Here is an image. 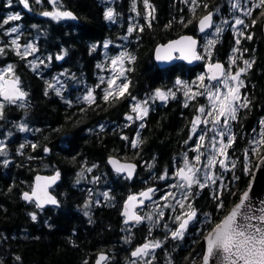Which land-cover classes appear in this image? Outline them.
<instances>
[{
  "label": "trees",
  "instance_id": "trees-1",
  "mask_svg": "<svg viewBox=\"0 0 264 264\" xmlns=\"http://www.w3.org/2000/svg\"><path fill=\"white\" fill-rule=\"evenodd\" d=\"M130 1L133 0H116L117 19L107 20L98 0H62L64 8L78 19L77 22L69 21L67 26L54 25L51 19L40 17L49 9L48 0H41L39 4L28 0L31 10H25L20 0H12L11 4L9 0H0V34L16 22L3 23L9 10H21L22 36L32 31L37 35V50L47 58L51 56L55 65H64L73 72L71 81L59 92L53 78L51 83L44 80L36 72V66L30 67L25 57L12 53V48L6 47L8 50L0 54V64L13 61L16 75L28 91L26 99L18 102L0 99V139L3 140V154H0V264H92L101 251L109 253L107 264H127L131 250L153 238L161 240L162 244L156 249L152 264H198L206 233L238 201L257 159L264 154V148H260L245 174L244 151L250 150V134L256 128L264 133L260 124L264 119L261 30L264 8H260L255 15L247 17L250 26L245 34L237 38L229 29L223 31L211 53L212 61L227 62L233 48H244V55L255 60L251 74L256 89L252 103L240 108L233 121L235 142L230 152L236 158V166L228 183L220 190L205 187L189 196L196 211L207 213L210 218L204 224L190 226L189 233L182 239L164 235L162 229L168 224L166 221H170L166 215L158 219L159 223L153 228L145 221L131 226L123 222L120 211L126 197L151 187L161 188L174 172L175 165L180 164V155L191 134V121L196 117L197 109L205 104L201 95L186 100L178 92L175 98L152 102L143 120L128 121L125 118L132 112L136 100L150 98L157 89H170L178 79L193 78L205 63L202 60L190 67L184 62H176L159 68L153 50L156 45L180 34H196L198 17L212 6H224L227 2L202 0L203 3L191 11L185 0H149L152 8L149 17L144 15L142 0H135L139 15H136V24L126 41L125 14L129 12ZM56 41L67 45L62 64L56 60L59 52ZM103 42H108L107 49H113L121 42L127 53L135 57L131 62L127 58L125 61V69H131L125 72L127 93L110 102L103 99L106 81L101 82L100 67H97L102 59L101 50L105 48ZM237 64H241L240 58L233 66L239 68ZM86 90H92L93 103L83 99ZM21 127L25 130L21 131ZM136 139L141 142L133 147L131 141ZM110 155L136 162V176L127 179L113 172L106 162ZM88 168L92 171L88 172ZM57 170L61 178L52 189L59 200L57 207L41 210L34 202L22 200V193L31 189L36 173ZM81 172L83 175H78ZM165 173V179H160ZM99 191L108 193V198L96 200ZM219 193H222L220 199L224 203L221 209L217 208L219 201L214 198ZM31 214H35V220Z\"/></svg>",
  "mask_w": 264,
  "mask_h": 264
},
{
  "label": "snow or ice",
  "instance_id": "snow-or-ice-1",
  "mask_svg": "<svg viewBox=\"0 0 264 264\" xmlns=\"http://www.w3.org/2000/svg\"><path fill=\"white\" fill-rule=\"evenodd\" d=\"M12 0H9V4H11ZM37 4L41 3V0H35ZM50 3H53L54 5L57 3V0H49ZM185 2H188V0H185ZM192 5L198 6L197 0H190ZM20 3L23 4L24 8L30 9V5L28 0H20ZM145 8H151V5L149 4V0H144ZM207 7V5H205ZM233 8H236V4H232ZM254 7L257 8H264V0H259L258 4H255ZM195 11V8L192 9ZM154 11V10H153ZM246 15L251 14V9H248V11L245 13ZM41 15L46 17H51L53 19L59 20L63 18H71L75 19L76 17L73 16V14L70 11H43ZM149 17L152 16V12L148 13ZM261 15L264 16V11L261 12ZM105 19L112 20L113 19V11L112 9H108L104 13ZM20 19L19 14L15 15H9L6 20H4L3 23L7 24L10 21H16ZM213 23L212 20V14L208 13L207 15L203 16L199 21L200 31H205L206 28H209ZM226 23V21H225ZM253 23L255 24L256 21L253 20ZM236 25L244 24V21L237 18L235 20ZM151 27V24L148 25ZM143 31V29H140ZM133 31L132 27H129L128 32L131 33ZM223 31L222 28L219 26L216 27V32L220 33ZM11 33L17 32L16 27H12L10 29ZM8 34V33H5ZM248 39H251L249 36ZM12 45L16 46L17 49L19 48V45L17 44V41L13 39L11 41ZM215 41L209 40L208 41V47L210 48ZM237 44L240 43L239 40L236 41ZM196 41L192 39V37L184 36L181 37L180 40L174 41L170 43L169 45L164 46L166 49V57L165 58H171L170 53L171 51H180L181 58L189 59V62H191L192 59H200L201 57L196 54L195 51ZM95 47V46H93ZM104 47H108V42H105ZM29 50L31 52H35L36 49L33 45L28 44L25 46V52L29 53ZM234 52L238 51V49H233ZM3 52V49L0 48V53ZM158 56L157 58L160 59L159 56L160 49L157 50ZM19 55V51L17 52ZM211 54L210 52L208 53ZM62 56H57L56 59H62ZM127 58L129 62L133 61L135 57L124 53L122 55L116 56L115 58L111 59V64L113 65L114 75L107 80L108 87L105 89L104 97L103 99L105 102H110L113 99H119L121 97H124L128 90V83L125 81H122L121 83H117V80L120 79V77H123L125 75L126 71H130L131 69H124L123 67H120L119 71L116 72L115 69L118 65H122L124 59ZM230 60H232V63H235V60L230 57ZM40 63H43L41 61ZM244 64L247 68H251L252 63L248 60H244ZM97 67H102V65H97ZM245 68L238 69L235 74H231L230 72H225L223 66L219 63H216L214 65H209V71L212 72V75L208 77L209 80H218V73L223 75L224 79L220 82L227 87V92L222 93L220 89L217 87L215 92L205 88V92L207 93V97L211 104V110L207 112V116L211 117V124L213 126L218 125L221 123V117H223V125L225 126V131H216L215 127L211 129H207V131H216V135L224 137L227 135L229 129L227 126L229 125V121L236 120L237 119V112L240 108H246L248 107L249 101L247 97H242L240 95V87L243 86V81L240 80V76L243 72H245ZM3 72H11L12 66L9 65L7 69L2 70ZM198 79L201 81V86H203V81L205 79L204 76L198 77ZM234 81L236 82L234 86H230L228 84V81ZM0 81H3V83H0V96H2L5 100L14 103L16 100H22L26 97L27 93L20 90L17 85L19 83L18 78L12 79V80H3V76L0 75ZM101 82H104V79L101 78ZM177 84H182L183 82L177 80ZM186 89L184 95L186 97V100H192L197 95H204L205 92H192L191 89L187 84L183 85ZM51 87V85H49ZM47 94V93H46ZM59 94V93H58ZM175 98V93L169 90L168 92L161 91L160 89H157L154 94V98H158L161 101H167L169 97ZM83 99L89 103H93L95 101V97L93 96L92 90H89L87 95L83 97ZM133 100H136V97H132ZM148 101L145 100L143 102L137 101L132 106V111L136 113L135 119L142 120L145 116L148 114V107H147ZM188 104L185 103V107H187ZM2 107V105H0ZM197 111L201 114L205 113V108L200 107L197 109ZM127 120H133V116L126 115L125 117ZM209 123L208 119L201 120L200 116H196L192 121V129L191 131L193 133L196 132L198 125L205 124L207 125ZM260 124L262 127H264V119L260 121ZM140 127L143 128L144 124L141 123ZM25 129L21 127V131H24ZM255 131V130H254ZM206 134V133H205ZM139 135V134H137ZM123 139H128L127 137H122ZM192 137L190 136L189 139ZM205 140V135H200L195 151L199 152L200 148L204 147L203 141ZM141 141L139 139L132 140V146L136 147ZM235 142V137L232 135H227V143H224L222 140L217 141L213 143V151L218 153L221 156H224L227 158L228 153L227 149L232 147L233 143ZM2 143V142H0ZM187 143V142H186ZM216 143H219V147H216ZM250 143L253 145L251 148V152L255 154L260 148H264V133H261V139L260 140H252ZM23 147V145H21ZM35 147V145H33ZM47 151V149H45ZM0 154H3V149L0 148ZM203 155V153H200L195 157V160L197 163L200 161V156ZM245 156V164H244V170L245 174H248L249 168H248V156H249V150L245 149L244 151ZM110 163L113 164L115 167V170L119 173L121 171H128V178H131L132 176V170H134L135 165H124V164H118L115 160H110ZM4 164L7 165L8 161L5 160ZM219 164L220 167H225V160L220 159L217 160L215 155H210L208 157L207 163L204 165V168L211 169L214 165ZM236 166L235 161L232 163V167L234 168ZM95 167V165H93ZM151 167V165H149ZM88 172H91L92 169L88 168L86 169ZM200 172V169L196 168L194 165H191L188 161L187 156H185L184 165L183 167H180L176 173L175 176L179 178V181H183V183H177L176 185H172L171 187H178L181 189H184L187 187L189 190L192 188V186L198 185L199 188L203 189L208 186L207 182L211 181L213 184L216 183V178L210 173L206 172L204 175V181L201 182L198 178V173ZM78 175H83V172L79 173ZM59 173H57V176L48 178L51 182H55V180L58 178ZM166 173L164 176H161L160 179H165ZM41 178L37 177V181H39ZM98 179V178H96ZM236 179H239V177H236ZM79 182V181H77ZM221 187H224L223 184H221ZM39 188V185L37 186ZM41 191H44L41 189ZM156 190L153 188H148L146 191H143L139 193V199L138 203L143 204L145 200H151L152 194ZM251 191V185H249L248 189L245 190L242 195L240 196L239 202L234 205V207L227 212L226 215L223 216V218L218 222L215 223L212 230L208 233V235L205 237L206 242V252L205 255L202 258V264H209L210 258L215 257L219 264H264V207L259 208L258 210L254 211L253 207L251 205V200L249 193ZM105 198L107 199L109 194L104 193L103 194ZM174 193L168 192L164 196L161 197V199L167 200L169 197L174 196ZM191 195L190 191L183 193V197L181 200L177 201V204L180 206L181 209L185 208L184 200H188L189 196ZM222 196V193L217 194L214 198L217 199L219 202L217 204V208L221 209L224 208V203L220 199ZM33 197L37 198V207H42V203L40 202V197L38 196L37 189H33L32 193L29 194L25 192L23 194V199L26 201H31ZM45 201L44 202H50V203H57L54 198L51 196H48L46 191L44 192ZM132 202H137V196L131 195L128 197V202L125 204V208L128 209L130 204ZM264 204V202H261ZM165 207L169 205H164ZM87 207V205H85ZM187 212H182L181 215H177L175 217V221L179 222L178 227L171 231V238L172 239H182L185 233V230L188 228V225L190 222H192L196 216L197 212L193 208L191 203L187 204ZM258 212V214H257ZM125 215H128L127 211L124 213ZM32 219L35 220L36 216L35 214H31ZM87 215V212L85 213ZM160 217H163L164 213L161 211L158 213ZM207 215V214H205ZM132 220H135V222L140 223L144 219H147L149 221L152 220L151 214H146L145 216H139V215H132L129 217ZM128 222L127 220L125 221ZM155 223H159V221H155ZM167 227V225H165ZM160 247L159 241H150L148 243H145L139 247H137L132 253V257H143L147 256L149 254L150 249L154 250L155 248ZM106 260V257L104 255H101L99 259L96 261V264H101L102 261ZM87 264V262H85ZM132 264H136V261H132ZM145 264H152V262L146 261Z\"/></svg>",
  "mask_w": 264,
  "mask_h": 264
},
{
  "label": "rangeland",
  "instance_id": "rangeland-1",
  "mask_svg": "<svg viewBox=\"0 0 264 264\" xmlns=\"http://www.w3.org/2000/svg\"><path fill=\"white\" fill-rule=\"evenodd\" d=\"M104 1L106 2L105 7H104V12L107 11L108 9H112L113 18L115 17L117 19V15L115 14V11L117 9L114 5L115 0H104ZM226 1L227 2H226L225 6L216 5L215 8H213V11H209L213 15L214 24L207 32H205L204 34L201 35V47L199 49L202 60L205 62H212L211 54L209 55L208 53L209 52L212 53L213 46L215 44L214 43L209 48L208 47V41L213 40L216 42V40L219 38L221 33L227 29H229L231 31V33L234 34L237 38H240L243 34H245L246 27L250 26V24H248L247 19H246V16H248V15H246L245 13L248 11V9L252 10L253 6L256 3H259V0H226ZM130 2H128L129 4L127 7V10L129 12H128V14H126L127 15V17H126L127 30H126V33L124 34V40H126V41L129 40V37H130V33L128 32V29H129V27L133 28L135 26L136 15H139L138 2L135 0L130 1ZM142 3H143V9L145 11L144 15H148L149 12H152V8H145L144 0H142ZM187 3L189 6V9L191 11H193L192 9L193 8L197 9L199 4L203 3V1L197 0L198 6L192 5L190 0H188ZM51 4H53V3H50L48 0L49 9H47V10L52 11V9L50 8ZM232 4H236L237 7L233 8ZM214 13L216 15H214ZM8 14L9 15H15V14L21 15V10L11 9V10H9ZM237 18L243 20L244 24L236 25L235 20ZM225 21H226V23H225ZM217 26L222 28L223 31H221L220 33H217L216 32ZM12 27H16L17 32L11 33L10 29ZM20 27L21 26L15 25V24H12V26L10 25L9 31H8L10 34L9 38L11 39V41L13 39H15L17 41V44L19 45L18 50L20 52H24L25 54H29V53L25 52V46L21 47L19 44V37L21 36L20 30H19ZM0 43H1V41H0ZM29 44H31V43H29ZM102 44L104 46L105 42H103ZM114 46L115 47L113 49L104 48L101 50L102 59L100 61V65H102V67H100L99 75H100V78H103L104 81H106L105 89H107V87H108L107 80L114 75V70H113V65L111 64V59L115 58L116 56L127 53L126 49L124 47H122L121 42H118ZM16 49H17V47H16ZM233 49H238V51L234 52ZM233 49L230 51V54H229V57L227 60L228 61L227 62L228 68H227L226 72H230L231 74L234 75L238 69L244 68L246 66L244 64V60L251 61V56L248 57V56L244 55V52H245L244 48L241 49L240 47H236ZM37 51L38 50H36L35 52H31L29 50L30 55H32V57H31L32 60L36 61V62L39 59ZM230 57L232 59H234L235 62L238 58L241 59V64H237V66L239 68L233 66L234 63H232V60H230ZM125 61H126V58L124 59L122 65H118L116 67V69H115L116 72L119 71L120 67H123L125 69ZM8 67H9L8 64L0 66V75L3 76L4 74L8 73V72L2 71L4 69H7ZM65 72H67V71H65ZM200 76L205 77V79L203 81V86H201V81L198 79V77H200ZM65 78H66L65 76H64V78H62V76H60V75L56 76L54 78L56 89L59 92H61L63 90L62 85L64 84ZM125 78H126L125 75L123 77H120V79L117 80V83L119 84L122 81H125ZM223 79H224V77H223ZM178 80L183 82V83L182 84L175 83V85H173L170 89L168 88L166 90H161V91L168 92L169 90H171L172 92L175 93V95H176V93L181 92V94L183 96H185L184 93H185L186 89L184 88L183 85L187 84L192 92H205V88L215 92L217 87L220 89V91L222 93L227 92V87H225V85L220 82L221 80L214 82V83L209 82L207 79V74L204 70H198L193 78H182V79H178ZM235 83L236 82L231 81V80L228 81V84L230 86H234ZM88 91L89 90H86L83 95L84 96L87 95ZM239 91H240V95L242 97H245L243 94V91H242V87H240ZM201 96L204 97L205 104L200 106V107L205 108V113L201 114L198 112L196 116H200L201 120L208 119L209 123L207 125H205V124L198 125L195 133H193L191 131L190 136L192 138L187 140L186 148L184 149L183 153L180 155V158H179L180 164L175 165L176 167H175L174 172L168 176V178H167L168 180L164 186H162L161 188H158V189L151 187V188L155 189L156 191L152 194V199L146 201V205L143 208V216H145L146 214L152 215L151 221L144 219V221L147 224H149V226H151L152 228L155 226V221H157L158 219H161V217L158 215L159 212L162 211L164 213V215H166V217L168 219H170V221H166L168 223V224H166L167 227L162 229V232L165 233L164 235H167L170 237H171V231L175 230L178 226V223H179V222L175 221V217L177 215H181L182 212H187L188 211L187 204L191 203L189 200H184L185 208L181 209L180 206L177 204V201L182 199L183 193H185V192L190 191V193L192 194L193 192L199 193L202 190L201 188H199L198 185H195V184L192 186V188L190 190L187 187H185L184 189H181L178 187H171L172 185H176L178 182L183 183V181H179V178L175 176V173H176L178 167H180V166L183 167L185 156H187L188 161L191 165H194L196 168L200 169V172L198 173V178L201 182H205L204 181V175L206 172H210L214 176V178H216L215 184H213L211 181L207 182V184H208L207 187H210V188L215 189V190H217V189L220 190L221 184L224 185L225 183L226 184L228 183L230 173H232L234 171V168H235V167L234 168L232 167L233 161H235V164H236V158L234 155L231 154L230 148L227 149V153H228L227 158H225L224 156H221L218 153L213 151V143L214 142L222 140L224 143H227V135L234 136L233 121L232 120L229 121V125L227 126L229 131H228L227 135H225L224 137L216 135V131H225V126L223 125V117H221V123L220 124L213 126L210 122L211 117L207 116V112L209 110H211V104H210V101L207 97V93L205 92V94L201 95ZM145 100L148 101V103H147L148 109L150 108L151 103L155 102L156 100H158L159 102H164L158 98H154V94H152V96L150 98H146V99L140 98V99L136 100L134 102V104L137 101L143 102ZM128 115L133 116V120H128V121L137 120V119H135L136 113H134L133 111ZM213 127H215L216 131H207V129H211ZM200 135H205V140L203 141L204 147L200 148L199 152H197L194 149L196 148V145H197V142H198ZM260 139H261V131L259 128H256L255 131H253L250 134L249 143L252 140H260ZM0 142H2V143H0V148H1V147H3V140L0 139ZM249 143H248V145L250 147L249 148L250 150H249L248 161L251 164L252 163V161H251L252 157H255L258 151L255 154H253L251 152V148L253 147V145L251 143L250 144ZM216 147L217 148L219 147V143H216ZM200 153H203V155L200 156V161L197 163V161L195 160V157L197 155H199ZM210 155H215L217 160L224 159L225 160V167L222 168V167H220L219 164H216L210 170L204 168V165L207 163L208 157ZM244 160H245V156H244ZM249 163H248V165H249ZM144 191H146V190H144ZM141 192H143V191H141ZM141 192L135 193V195L139 197V193H141ZM168 192L174 193L175 195L172 197H169L167 200L161 199V197L164 196ZM103 194H104L103 192L99 191L95 195L96 200H97V198L99 200L101 197H104ZM164 205H169V206L165 207ZM196 212H197V216L192 222L189 223L188 228L185 230L184 236L187 233H189L188 229L190 226H192V225L196 226V225L201 224V223L204 224L205 221H207V219L210 218V216L207 213L199 214L198 210ZM205 214H207V215H205ZM150 241H159L160 246L162 244L161 240H159V239L153 238L151 240H148V242H150ZM156 249L157 248H155L154 250L150 249L149 254L147 256L139 257L136 259H132L130 257L127 264H132V261H134V260L136 261V264H145V262L149 261V260L153 263L155 253H156ZM107 262L105 264H107Z\"/></svg>",
  "mask_w": 264,
  "mask_h": 264
},
{
  "label": "water",
  "instance_id": "water-1",
  "mask_svg": "<svg viewBox=\"0 0 264 264\" xmlns=\"http://www.w3.org/2000/svg\"><path fill=\"white\" fill-rule=\"evenodd\" d=\"M24 9L28 10L26 8H24ZM66 11H70V10H66ZM70 12L73 14V16L76 17V15L72 11H70ZM207 14L208 13H205V14L201 15L196 21V27H197V33H198L197 35H194V34H191V33H183V34L178 35L175 38H172V39H170V40H168V41H166L164 43H160V44L155 46V48L153 50V58H154V61H155L156 65L159 68H166V67H168L170 65H173L176 62H184L188 66L193 67V66L197 65L201 61V58H200V59H192L191 62H189V59L181 58L180 51H171V53H170L171 58L170 59L169 58H165L166 57V49H165L164 46L169 45L170 43H172L174 41L180 40V38L184 37V36L192 37V39H194L196 41V46H195L196 54L201 57V55L199 53V50H198L199 46H200V37H201L202 34L207 32L213 26V23H212V25L209 28H206L205 31H203V32L200 31L199 21H200V19L203 16H205ZM65 19H67V18H65ZM72 20H74V21L77 20V17L75 19H72ZM212 20H213V16H212ZM262 34H263V43H264V20L262 22ZM158 49H160V52H159V56L161 57L160 59L157 58V56H158L157 50ZM216 63L221 64L223 66L224 70H225V64L222 61H213V62L205 63L204 66H203V69L207 73V79H208V77L210 75H212V72L209 71V65H214ZM217 75L219 77L218 80L223 78V75H221L219 73ZM12 79H14V78L7 77L4 80H12ZM209 81L215 82L217 80H209ZM17 87L20 90H22L19 85H17ZM0 98H1L2 101L7 102V100H5L2 96H0ZM25 98H23V99H25ZM17 101H19V100H16L15 102H17ZM110 160H115V161L118 162V164L135 165L134 170H132L131 178H128V171L127 170L121 171V172H119V174L125 175L128 179H133L136 176L137 171H138V164L136 162L131 161V160L122 159V158H120L117 155L108 156L107 159H106V162H107L109 168L113 172H116V173H118V172L115 170V167L113 166V164L110 163ZM57 173H59L58 178L55 180V182H51L48 178L57 176ZM37 177H40L41 179L39 181H37ZM60 178H61V173L58 170L54 171L52 173H46V172H38V173H36L34 175V178H33V183H32L31 189L30 190H26V191H24L22 193V195H21L22 200L25 201V202H28V203L33 201L35 203V205L37 206V198L36 197H33L31 201H26L25 199H23V194L25 192L31 194L33 189H37L38 196L40 197V202L42 203V207H38L39 209L44 210L47 207H57L59 205V200H58L57 195L53 192L52 188H54L57 185V183L59 182ZM38 185H39V188H37ZM249 185H251V191L249 193L250 200H251V205L253 207V210L256 211L259 208L264 207V204L261 203V202H264V154H262L257 159V161H256V163L254 165L253 171H252V175H251V177L249 179L248 185L246 186L245 190L248 189ZM41 189H43L44 191H41ZM45 191H46L47 195L51 196L52 198H54L57 203L53 204V203H50V202H44L45 201V197H44V192ZM242 193L240 194V196L242 195ZM240 196H239V199H240ZM128 197L122 203L120 215L123 217V221H124L125 224H141L143 221H141L140 223H137V222H135V220H132L129 217H131L133 214L142 216L139 213V210L143 207L144 203L143 204H139L138 201H139L140 198L137 197V202H132L130 204V206L128 207V209H126L125 208V204H126V202H128ZM239 199H238V201L236 203L239 202ZM234 205L229 209V211L234 207ZM126 211H127L128 215L124 214ZM257 214H258V212H257ZM126 220L128 221L127 223L125 222ZM212 228L206 233L205 237L212 230ZM205 237H204V251H203V254L201 256V260H200V262L198 264H202V258H203V256L205 255V252H206L207 245H206V242H205ZM143 244H145V243L139 244V245H137L135 248H133L131 250L130 257L132 259H136L137 257H132L131 253L137 247H139V246H141ZM101 255H104L106 257V260L101 262V264H105L106 261L108 260V257H109V253L106 252V251L99 252L96 255V257H95V259H94L92 264H96V261L99 259V257ZM209 264H219V261L215 257H212V258H210Z\"/></svg>",
  "mask_w": 264,
  "mask_h": 264
},
{
  "label": "flooded vegetation",
  "instance_id": "flooded-vegetation-1",
  "mask_svg": "<svg viewBox=\"0 0 264 264\" xmlns=\"http://www.w3.org/2000/svg\"><path fill=\"white\" fill-rule=\"evenodd\" d=\"M98 1L100 3H102V10L104 11V7H105L106 2L104 0H98ZM256 4H258V3H256ZM50 8L52 9V11H55V10H59V11L68 10V9L64 8L62 0H57V3L55 5L51 4ZM213 8H215V6L214 7L212 6L211 8H209V10L207 12L213 11ZM257 9H260V8H257V7L253 6V8L251 10V14L248 15V16L255 15V12L257 11ZM115 14L117 15L116 11H115ZM214 15H216V14L214 13ZM248 16H246V19H247ZM40 17L51 19L52 23H54V25L61 24V25L69 26L70 25L69 21H73V20H71L69 18L68 19H64L63 18V19L56 20V19H53L51 17H46V16H43V15H40ZM77 20L73 21V22H77ZM14 24L20 26V19L16 20V22ZM19 30H20V33H21L20 34L21 36L19 37L20 46L24 47V46L28 45L29 43H31L33 46H35V49L37 50V48H36L37 35L34 34L32 31H31L32 33L27 31V33H25L22 36L21 27H20ZM261 30H262V24H261ZM8 31H9V27L4 29L3 32L0 34V41H1L0 48L3 49L2 53L6 52L8 50L7 48H12L13 49L12 53H16L17 54V52L19 50L16 49V47L14 45H12L11 39L9 38L10 34H9ZM5 33H8V34H5ZM262 42H263V34H262ZM56 46H57L58 51H59L56 54V57L57 56H62L63 57L62 59H59V60L56 59V60H57L58 64H62L63 60H64V56H65L64 55V51H65V49L67 50V45L65 43H59L58 41H56ZM263 52H264V43H263ZM19 53L20 54L18 55V57H25V59H26L25 62L28 63L30 67L36 66V68H35L36 72H38V74H40L44 80H48L51 83V78H53V82H54V78L56 76L60 75V76H62V78H64V76H65L66 78H65V81H64V84L62 85V87L64 85H67L71 81V75H73V72L69 71L68 69H66V66H64V65H60L59 66V65H55V63H52V57L51 56L48 55V58H47L46 55H44V54L40 53L39 51H37L38 57H39V59L37 60V62H38L37 63L36 61L32 60V58H31L32 55L25 54L24 52H20V51H19ZM263 56H264V53H263ZM41 61H43V63H40ZM254 61L255 60H253L251 58V61H250L252 63L251 68H247L245 66L244 68L246 70L240 76V80L243 81L242 91H243L244 96H246L248 101H249L248 105H250L252 103V98L251 97H252V94H253L254 90L256 89L255 82L252 81L254 79V77H252V74H251L252 73V69H253V65H254ZM227 62H225V72L227 71V68H228V65H227L228 63ZM5 64L11 65L12 66V71L4 74L3 75V80L5 78H7V77H11V78H14V79L18 78V76L16 75V68H14L13 61L12 60H7V61L3 62L2 64H0V66H3ZM65 71H67V72H65ZM18 80H19L18 85L20 86V88L27 93L28 92L27 89L22 85V83H21L19 78H18ZM0 83H3V81H0ZM144 203L146 205V202H144ZM139 212L143 215V209H141Z\"/></svg>",
  "mask_w": 264,
  "mask_h": 264
}]
</instances>
